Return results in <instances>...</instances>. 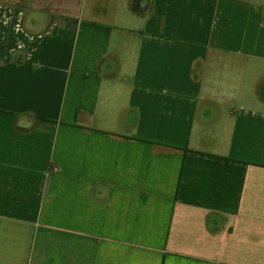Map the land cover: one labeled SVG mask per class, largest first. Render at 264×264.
I'll use <instances>...</instances> for the list:
<instances>
[{
  "label": "crops",
  "instance_id": "0c3cea01",
  "mask_svg": "<svg viewBox=\"0 0 264 264\" xmlns=\"http://www.w3.org/2000/svg\"><path fill=\"white\" fill-rule=\"evenodd\" d=\"M0 264H264V0H0Z\"/></svg>",
  "mask_w": 264,
  "mask_h": 264
}]
</instances>
